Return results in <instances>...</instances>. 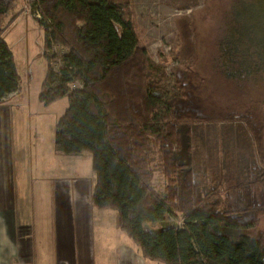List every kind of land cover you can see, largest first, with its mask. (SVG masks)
<instances>
[{
    "label": "trees",
    "instance_id": "trees-1",
    "mask_svg": "<svg viewBox=\"0 0 264 264\" xmlns=\"http://www.w3.org/2000/svg\"><path fill=\"white\" fill-rule=\"evenodd\" d=\"M25 10L44 32L39 101L68 100L54 150L91 153V203L116 211L141 258L264 264V243L254 234L264 215V109L250 104L235 114L205 104L191 73L175 71L170 89L165 70L140 47L132 21L113 0H0V102L19 89L3 35ZM228 16L218 71L230 81L264 72V0H235ZM222 128L236 137L241 132L248 143L232 183L224 172L213 175L192 162L193 132ZM157 174L165 179L162 190L154 185Z\"/></svg>",
    "mask_w": 264,
    "mask_h": 264
},
{
    "label": "rangeland",
    "instance_id": "rangeland-1",
    "mask_svg": "<svg viewBox=\"0 0 264 264\" xmlns=\"http://www.w3.org/2000/svg\"><path fill=\"white\" fill-rule=\"evenodd\" d=\"M113 1L122 6L132 21L140 47L145 49L155 64L165 70L170 89L173 86L175 71L191 73L196 81L198 78L205 104L217 105L221 109L233 108L235 114L245 111L250 104H255L258 110L264 109V72L255 73L242 81H230L220 74L215 63L218 42L225 30L230 8L235 0ZM3 39L13 55L21 87L19 99L24 104H17L15 109L20 113V122L22 116L25 119L24 134L28 133L31 124V140H27L30 142L31 161L28 157L24 164H18L15 160L13 166L16 176L21 174L19 168L22 171L20 186L24 188V181L27 184L28 195L32 193L46 195L43 193L45 187H52L54 191V186L57 188L62 185V178L67 177L71 180L75 173L81 175L80 179L83 176L91 177L90 153L85 152L79 159L75 157L70 166V161L67 159L69 157L53 152L55 126L67 109L68 100L61 98L49 105H43L39 101L47 68L43 51V29L29 15L28 10H25L5 31ZM16 121L12 122L13 128ZM19 135L22 136L21 133ZM242 137L241 132L236 137L223 128L215 134L209 129L197 130L193 132L192 137L194 146L192 162L198 167L213 170V175L224 172L229 179L228 181L226 178L227 181L232 183L230 177L236 163L247 151L249 152L247 140ZM183 151L176 155V160L182 161ZM65 163L68 173H63L66 168ZM154 185L162 190L165 185L164 177L157 174ZM84 196L90 197L91 202L92 189H88ZM89 217L91 226L88 231L83 230V234L86 238L90 236V246L86 249L90 251L93 264H118L120 255L117 251L124 246L135 255L128 264H163L144 261L141 258L137 246L119 228L116 211L93 209ZM169 220V216H165V221ZM254 232L264 243V215L260 217ZM54 239L57 241L56 236ZM189 257L191 258L190 254Z\"/></svg>",
    "mask_w": 264,
    "mask_h": 264
},
{
    "label": "crops",
    "instance_id": "crops-1",
    "mask_svg": "<svg viewBox=\"0 0 264 264\" xmlns=\"http://www.w3.org/2000/svg\"><path fill=\"white\" fill-rule=\"evenodd\" d=\"M20 94L19 86L16 92L0 102V264H93L90 251L86 249L90 246V236L86 238L83 230L88 231L91 226L89 216L93 209H98L92 205L90 197L84 196L88 189L93 192L94 173L82 179L79 173H75L71 180L62 178V185L54 186V191L52 187H45L43 193L46 195H28L24 181L22 189L19 183L22 171L19 168L21 174L16 176L13 166L15 160L18 164H24L27 157L31 161L30 142H27L31 140V124L28 123V133L24 134L25 119L22 116L20 122V113L15 109L17 104H24L20 102ZM13 120L19 122L18 125L16 121L15 128ZM52 148L56 153L54 141ZM84 153L64 156L69 157L71 166L73 159L81 158ZM63 173H68L67 166ZM117 254L120 255L118 264H128L135 256L125 246Z\"/></svg>",
    "mask_w": 264,
    "mask_h": 264
}]
</instances>
